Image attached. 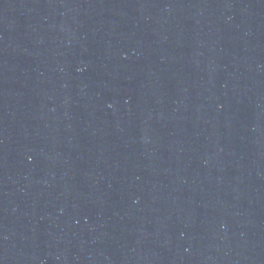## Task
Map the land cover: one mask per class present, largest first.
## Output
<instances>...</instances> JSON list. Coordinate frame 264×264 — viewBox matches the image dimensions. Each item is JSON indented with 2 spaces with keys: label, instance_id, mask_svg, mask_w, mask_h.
<instances>
[{
  "label": "water",
  "instance_id": "obj_1",
  "mask_svg": "<svg viewBox=\"0 0 264 264\" xmlns=\"http://www.w3.org/2000/svg\"><path fill=\"white\" fill-rule=\"evenodd\" d=\"M0 264H264V0H0Z\"/></svg>",
  "mask_w": 264,
  "mask_h": 264
}]
</instances>
